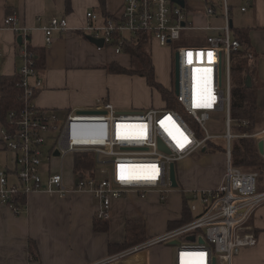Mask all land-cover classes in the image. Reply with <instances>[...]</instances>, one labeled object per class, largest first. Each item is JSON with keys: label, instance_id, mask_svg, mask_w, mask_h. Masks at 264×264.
I'll use <instances>...</instances> for the list:
<instances>
[{"label": "built area", "instance_id": "1", "mask_svg": "<svg viewBox=\"0 0 264 264\" xmlns=\"http://www.w3.org/2000/svg\"><path fill=\"white\" fill-rule=\"evenodd\" d=\"M243 1L240 8L244 12L255 0ZM198 3L207 17L222 19L223 24L197 25L193 12ZM232 9L230 0H125L119 15L104 17L94 10L87 11V22L78 30L88 40H102L103 46L95 44L99 49L112 48L121 54L125 52V44L133 39H143L145 46L153 45V42L160 46L175 42L179 45L174 50L179 62L178 93L173 86L168 87L175 96L177 106H169L165 100L167 105L160 107H120L109 98H101L90 106H70L63 110L41 106L36 99L44 87V73L34 64L30 43L32 31L19 24L15 15L7 16L0 31L10 28L22 37L21 43H18V55L23 60L19 72L24 107L9 114V125L3 130L2 143L15 156L12 169L0 170V201L19 213L23 208L13 201L17 195L27 196L33 191L61 195L88 192L96 201V217L107 221L113 200L130 193L145 198L156 192L161 202H167L171 190L176 188L171 180V166L203 149H217L214 140L223 138L227 141L223 182L216 187L184 192L192 218L157 237L128 247L102 264H150V248L162 243L173 247V264H184L185 253H203V264H234L244 247L258 243V235L250 219L264 204V188L260 182V170H245L233 162L232 141L251 137L258 143L261 140L264 142V126L258 128L257 125L245 132L233 131L234 123L245 127L248 122L231 116L232 54L241 48L240 40L232 35ZM42 29L49 45L55 32L68 31L70 25L66 16H55ZM200 30L206 32V45H183L178 42L184 32ZM188 53H192L191 62ZM209 53H212L211 58ZM250 57L253 56L250 54ZM225 63L228 70L227 91L223 89ZM128 75L132 77L124 78L125 82L119 83L120 89L145 79L147 86L156 90L147 75ZM198 78L205 80L211 89L214 100L210 107H197V94L201 87L196 88L198 93L195 94L193 83L195 79L200 84ZM136 95L134 91L132 96ZM207 96L205 94L201 98L206 99ZM223 111H226L228 132L214 135L208 129V121L213 113ZM162 122L172 135L165 130ZM179 133L187 138L183 147L177 143V139L183 140ZM49 141H53V146L48 160L57 159L59 162L57 169L50 170L44 178L41 156L43 147ZM55 151H59L58 156H55ZM78 154L91 156L93 165L74 171L75 156ZM261 155L264 157V153ZM68 159L73 163L71 184L66 182L65 176ZM122 166L126 174H139L144 171L142 166H155L157 178L121 180ZM9 173L16 176L17 183H9ZM191 200L194 203L190 204ZM173 241L177 243L173 244Z\"/></svg>", "mask_w": 264, "mask_h": 264}, {"label": "crops", "instance_id": "2", "mask_svg": "<svg viewBox=\"0 0 264 264\" xmlns=\"http://www.w3.org/2000/svg\"><path fill=\"white\" fill-rule=\"evenodd\" d=\"M67 1L0 0V27H3L7 16L15 15L19 24L31 29V45L46 49L47 68L44 71V87L39 92L37 102L46 108L62 110L70 106H90L101 98H109L120 107L154 106L153 93H149L144 99H139L138 94L132 96L133 99L127 97L125 90L120 89L119 83L125 82L124 78L132 76L110 71L108 68L109 64L117 62L132 69L130 61L133 57L125 52L118 54L112 48L99 49L90 40L82 37V32L78 30L87 22V11L94 10L104 17L119 15L125 0H105L104 9L100 0H69L70 10L67 9ZM243 3V0L233 3V30L235 36L237 29L245 30L249 34L254 50L251 57L252 86L257 90L256 80H260L261 76L264 77V0H255L244 12L240 8ZM236 8L240 9L243 16L237 29L234 27ZM55 16L68 18L70 30L66 35L73 34L74 37L67 39L75 43L71 47L65 44L67 40L62 32H55L53 42L46 44L42 27ZM193 18L197 25L205 26L212 17H207L202 5L198 3ZM214 20L223 24L222 19ZM18 36L10 28H2L0 31L2 41L0 75H14L23 65V60L18 55ZM76 46H81L80 48L86 49L88 53L81 57L76 56ZM89 50L102 55L96 59L90 58ZM122 57L127 59L126 63L121 62ZM166 86L171 87V84ZM260 100L262 105L264 97ZM3 130L4 126L0 121V170L13 168L11 167L13 159L9 156L10 150L2 143ZM209 149L211 148L205 151L203 149L201 153ZM223 156L225 162L211 170V174L206 167L192 165L191 156L178 162L176 171L179 184L176 188L179 190L174 191V195L183 197L185 191L220 185L225 173L226 157L225 154ZM53 161L48 160L43 166L44 178H47L50 170L57 169L59 161L57 159ZM71 168L72 162L68 159L65 165L68 184L73 182ZM8 181L10 184L17 183V178L9 173ZM171 198L167 202H161L158 194L151 192L145 198L130 193L126 197L114 199L110 218L107 220L109 226L107 231L95 229L94 223L98 218L97 206L94 197L88 192L61 195L48 191H33L26 196V205L19 213L0 201V264H102L106 259L131 247L114 252L110 249L111 243L125 242L128 220L144 222L145 235L148 232L150 238L164 233L169 228L170 222L180 221L183 215L182 207L173 211ZM154 209H159L162 213L153 214ZM250 223L258 235V243L252 247H245L236 257L234 264H264V204L257 208ZM31 241L36 244V256L32 255Z\"/></svg>", "mask_w": 264, "mask_h": 264}, {"label": "trees", "instance_id": "3", "mask_svg": "<svg viewBox=\"0 0 264 264\" xmlns=\"http://www.w3.org/2000/svg\"><path fill=\"white\" fill-rule=\"evenodd\" d=\"M102 8H105V0H100ZM67 9H71L70 1H67ZM236 36L241 42V48L232 54L231 65V116L235 120L247 121L245 127H236L238 131H250L256 125L257 96L253 86L246 84L248 76L253 77V69L250 54L254 52L251 45L249 34L245 30H236ZM34 52V64L36 68L43 72L46 67V49L44 47L31 46ZM125 53L138 60L140 66L128 69L117 62L108 65L110 71L123 72L125 74L142 73L147 75L153 86L162 94L163 99L167 100L169 106H177L175 96L166 85L157 81L155 78V64L153 56L145 49L144 40H130L125 44ZM254 54V53H253ZM20 72L14 75H0V121L3 126L9 125V114L13 111L19 112L24 107V90L21 86ZM72 162V161H71ZM233 162L236 165L246 168L264 169V159L259 153L258 142L255 138H239L238 143L233 149ZM93 159L87 154H78L75 156L74 171L82 169L83 166H92ZM71 171L73 173V163ZM20 207L26 205V196L17 195L13 198ZM183 215L180 221L170 222L169 228L182 224L192 218L186 195L183 194ZM97 231H107L108 221L97 218L94 223ZM168 228V229H169ZM148 239L145 235L142 221L130 219L126 222V240L122 244H110L112 252L121 250L132 244L140 243ZM30 249L32 255L36 256L37 247L35 242L31 241Z\"/></svg>", "mask_w": 264, "mask_h": 264}, {"label": "rangeland", "instance_id": "4", "mask_svg": "<svg viewBox=\"0 0 264 264\" xmlns=\"http://www.w3.org/2000/svg\"><path fill=\"white\" fill-rule=\"evenodd\" d=\"M237 1L238 0H230L232 4L237 3ZM241 14L242 12L240 11V9L236 8L235 13H234V19H235L234 27L236 29L238 28V24L240 23L241 18H243ZM208 23H210L211 25H222L221 21L214 20L212 18L208 21ZM62 33H64L63 37L67 40V42H65V44H67V47H71V45L75 44V43H71L70 39H67L68 37L69 38L74 37L73 34L71 36L66 35L68 33L67 31L62 32ZM232 35L234 36V30L232 31ZM82 37H83V34H82ZM79 38L82 39L81 37ZM178 42L183 45H206L207 42L205 41V31L200 30V31L184 32L183 38ZM177 46L179 45H177L176 42L172 44H168L166 46H160L157 42H153V45L149 44L145 46V49L153 56L154 63H155V78L157 79V81L163 83L164 85L171 84V86H173L174 89H175V51L174 50H175V47ZM72 47L75 48V46H72ZM80 47L81 46H78V47L76 46L75 55L78 57L84 56L88 53L86 49H81ZM101 55L102 53L99 54V53H96L94 51L92 52L91 50H89L88 57L96 59L98 57H101ZM121 62L126 63L127 59L125 57H122ZM130 66L132 68H136V67H139L140 64L137 59L132 58L130 61ZM259 78L260 80H256L257 90L254 89L256 96H257V108H258V112L255 118L256 125L254 126V129L257 125H258V128H260L261 126L262 127L264 126V116L262 117V115H264V102L262 103V105H260V101H261L260 99H263L264 97V77L261 76ZM227 79H228V70H227V63H225L224 76H223V89L225 91H227ZM231 82H232V77H231ZM123 90H125L126 96L130 98H133L132 95L134 91L135 93L139 94L141 99H144L149 93H153L152 100L154 102L155 107L167 105L166 101L163 99L162 94H160V92L157 89L156 90L154 89V91L151 90L147 86L145 79H139L136 82H132L126 85V87ZM225 117H226V111L218 112L215 114L213 113L212 117L210 118L207 124L208 129L210 130L212 134L224 135L228 132V126L226 124ZM236 127L237 126L234 123L233 124L234 132H238ZM214 142L218 146L217 149H213V150L209 149L207 152H203V153H201V151H198L193 156H191L192 158L190 159L191 160L190 163L192 165H197V166L200 165L201 167H206L209 170V173L215 167L222 165L225 162L223 153L225 152V148L227 147V141L223 138H217L214 140ZM237 143H238V139H233L232 141L233 149H235V146L237 145ZM52 146H53V141H49L43 147L41 158H42L44 165L48 163L49 150ZM9 156H11L13 159L15 156V153L10 151ZM203 157L205 158L203 159ZM200 158L202 159L200 160ZM53 164H54V161H53ZM12 166H14V161L11 162V167ZM255 169H258V168H246L245 170H255ZM260 171L262 172L261 177H260V182L262 184V187L264 188V169L262 168V170L260 169ZM178 190H179L178 188H173L171 190L172 192L168 195V198L172 197L171 198V208L173 211H177L179 210L180 206L181 207L183 206V197L174 195V191H178ZM192 203H194V201L191 200L190 204ZM154 211L155 212L153 214L160 215L162 213V211L159 209L158 210L154 209ZM143 225H144V230H145L144 222H143ZM146 236L148 237V232ZM133 245L135 244H132L129 246H133ZM244 249L245 247L241 250V252ZM149 260H150V264H173V247L165 243L151 247L149 250Z\"/></svg>", "mask_w": 264, "mask_h": 264}, {"label": "snow or ice", "instance_id": "5", "mask_svg": "<svg viewBox=\"0 0 264 264\" xmlns=\"http://www.w3.org/2000/svg\"><path fill=\"white\" fill-rule=\"evenodd\" d=\"M199 55H203V53H200ZM209 58H211L212 53H209ZM189 62H191L192 53H188ZM204 71H210V70H204ZM214 100V97H211L210 90L208 92L207 98H201L197 101V107H210L212 101ZM162 126H165L162 122ZM165 130L169 131V129L165 126ZM179 132V130H176ZM169 134L172 135L173 133L169 131ZM181 137H183L182 133H179ZM174 139H177L175 135H173ZM177 143L180 147L184 146V143H187V138L183 137V140L177 139ZM144 171H142L139 174H126L125 169L123 166L121 167V180H132V179H150L154 180L157 178L158 170L155 168V166H142ZM184 257V264H203V253L198 254H191V253H185L183 254Z\"/></svg>", "mask_w": 264, "mask_h": 264}, {"label": "water", "instance_id": "6", "mask_svg": "<svg viewBox=\"0 0 264 264\" xmlns=\"http://www.w3.org/2000/svg\"><path fill=\"white\" fill-rule=\"evenodd\" d=\"M21 40H22V37L19 36L18 37V43H21ZM89 40L98 45V46H103V41L102 40H97V39H94V38H89ZM220 77H222V73H223V70H222V67L220 68ZM246 84L247 86L251 87L252 86V77L251 76H248L247 79H246ZM175 90H176V93H178V90H179V62H178V55H176L175 57ZM161 146L163 148H165V146L163 144H161ZM258 147H259V151L261 154L264 153V142L261 140L259 141L258 143ZM166 151H168L166 148H165ZM205 151V149H204ZM59 155V151H55V156H58ZM171 180L173 182V186L174 187H178V178H177V171H176V165L173 164L171 166ZM177 243V241H173V244Z\"/></svg>", "mask_w": 264, "mask_h": 264}, {"label": "bare ground", "instance_id": "7", "mask_svg": "<svg viewBox=\"0 0 264 264\" xmlns=\"http://www.w3.org/2000/svg\"><path fill=\"white\" fill-rule=\"evenodd\" d=\"M197 73H199V71H197ZM198 82L201 84H198L197 81L194 79V83H193V88H194V92L195 94H197V90L196 88H200V92L197 94V100L200 99L203 95H208V92L210 90L211 93V89L208 87L207 82L205 80H200V78H198ZM196 90V91H195ZM212 105V103H211Z\"/></svg>", "mask_w": 264, "mask_h": 264}]
</instances>
